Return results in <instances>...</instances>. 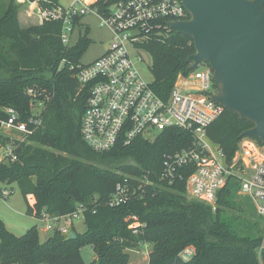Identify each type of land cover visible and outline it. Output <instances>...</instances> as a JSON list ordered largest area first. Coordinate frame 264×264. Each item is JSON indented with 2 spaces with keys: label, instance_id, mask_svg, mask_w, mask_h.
Here are the masks:
<instances>
[{
  "label": "trees",
  "instance_id": "trees-1",
  "mask_svg": "<svg viewBox=\"0 0 264 264\" xmlns=\"http://www.w3.org/2000/svg\"><path fill=\"white\" fill-rule=\"evenodd\" d=\"M49 1L40 3H61ZM118 1L97 0L93 6L108 14ZM20 8L17 0H0V128L10 118L8 109L14 108L31 133L13 139L17 159L0 163V181L17 183L27 213L36 217L66 215L83 204L86 230L73 228L76 238L55 231L42 241L36 226L19 236L0 218V263L87 264L81 248L92 245L93 264H128L129 250H139L146 242L151 245L149 264H264V223L249 204L235 200L238 180H229L213 210L187 193L185 178L173 183L162 179L164 155L187 147L190 131L170 127L153 139L139 136L103 152L84 141L81 127L89 89L82 87L71 65L83 63L92 43L90 27L83 25L84 15L76 16L75 28L82 26L81 33L66 45L62 22L22 27ZM139 47L150 56L153 89L167 99L179 73L190 72L187 58L196 51L192 37L162 29ZM252 126L224 109L207 133L232 160L241 134ZM3 142L0 135V147L6 146ZM146 173L149 177L143 176ZM119 184L135 193L111 206ZM135 222L141 224V233L131 228ZM186 248L194 251L189 260L180 255Z\"/></svg>",
  "mask_w": 264,
  "mask_h": 264
},
{
  "label": "built area",
  "instance_id": "built-area-1",
  "mask_svg": "<svg viewBox=\"0 0 264 264\" xmlns=\"http://www.w3.org/2000/svg\"><path fill=\"white\" fill-rule=\"evenodd\" d=\"M23 1L36 4L35 11L42 21L62 22L61 39L66 45L73 43L74 18L91 11L99 15L102 26L112 31L113 42L107 52L92 62L77 67L71 65L79 83L89 89L81 127L83 139L89 146L103 152L119 143L129 145L139 136L153 139L170 127L186 129L191 132L192 141L187 147L164 155L162 179L173 183L177 178H185L187 193L216 210L219 192L235 178L264 223V144L247 136L257 142H241L233 159L228 160L222 148L210 139L207 128L225 109L213 99L218 86L210 65L203 63L187 75L180 72L179 80L164 99L142 76L128 48L130 43L140 53L144 49L139 45L144 39L162 29L174 30L171 21L190 18L182 0H120L108 14L101 13L93 2L86 0H73L68 7L62 3L43 7L40 3H50L49 0ZM29 93L35 95L32 89ZM39 105L43 106V102ZM8 112L10 118L2 122V127L16 129L24 136L31 133L14 108H9ZM30 121L37 123L38 119L31 117ZM14 146L13 143L2 146L0 163L17 159ZM143 176L149 177L147 173ZM10 193L0 190L4 198ZM134 193L127 185L119 184L110 205L124 203ZM84 210L85 206L80 204L72 213L62 216L43 213L40 218L46 221V231H59L69 237L75 219L84 215ZM130 226L134 233L142 232L139 222ZM263 247L264 244L261 249ZM142 248L151 250V245L142 242ZM193 254L191 248L180 253L185 260Z\"/></svg>",
  "mask_w": 264,
  "mask_h": 264
},
{
  "label": "water",
  "instance_id": "water-1",
  "mask_svg": "<svg viewBox=\"0 0 264 264\" xmlns=\"http://www.w3.org/2000/svg\"><path fill=\"white\" fill-rule=\"evenodd\" d=\"M182 1L190 18L170 25L195 43L187 70L208 63L218 86L213 99L253 123L241 137L264 143V0Z\"/></svg>",
  "mask_w": 264,
  "mask_h": 264
},
{
  "label": "rangeland",
  "instance_id": "rangeland-1",
  "mask_svg": "<svg viewBox=\"0 0 264 264\" xmlns=\"http://www.w3.org/2000/svg\"><path fill=\"white\" fill-rule=\"evenodd\" d=\"M21 8L19 9V21L22 27H30L33 25L42 24L44 21L40 18V16L36 13V4L31 5L29 2H24L23 0H17ZM64 6H70L73 0H60ZM88 1V0H86ZM97 0H92L90 2H95ZM39 3V2H38ZM83 25L90 27V38L92 40L91 45L88 50L82 56L83 63H89L103 55L106 51H108L113 42V34L110 28L106 26H102L100 23V17L96 12H88L83 16L82 19ZM82 26H77L75 28L73 42L77 41L79 35L81 33ZM128 48L130 50L131 55L134 58L136 66L142 76L149 82L153 81V75L149 68L150 66V56L146 51H140L138 53L137 49L133 47L132 44L128 43ZM206 67V66H205ZM187 75V74H186ZM179 80V76L177 77V81ZM0 135L3 138V145H8L13 142V139L23 140L25 139L24 134L19 132L16 129L2 127L0 128ZM241 142H257L255 139H249L244 137L240 140ZM261 150V148H259ZM4 149L0 147V157L2 156ZM236 181L235 178H233ZM1 190L11 191L7 198H4L0 195V218L5 222L6 227L16 235L25 234L30 228L36 226L40 238L42 241L46 240L50 236L54 234L52 230L46 231V221L41 219L40 217H36L34 215H30L27 213L28 204L27 201L17 183H12L11 185L6 184L5 182L0 181ZM235 200L237 203H243L247 206L250 205L252 210L256 212L255 206L250 199L249 196L243 194L240 188L237 190V195L235 196ZM258 219L263 221L258 215ZM73 228L79 232L83 233L86 230V223L84 216L81 214L78 218L75 219L72 231L70 235L75 232ZM70 229V230H71ZM76 233V232H75ZM77 234V233H76ZM69 235V236H70ZM83 257L87 264H93L94 259L96 258V253L92 247V245H85L81 248ZM151 250L149 248H142L139 250H129L131 255L130 262L128 264H149V256Z\"/></svg>",
  "mask_w": 264,
  "mask_h": 264
},
{
  "label": "crops",
  "instance_id": "crops-1",
  "mask_svg": "<svg viewBox=\"0 0 264 264\" xmlns=\"http://www.w3.org/2000/svg\"><path fill=\"white\" fill-rule=\"evenodd\" d=\"M88 2H90V0H88ZM107 52V51H106Z\"/></svg>",
  "mask_w": 264,
  "mask_h": 264
}]
</instances>
